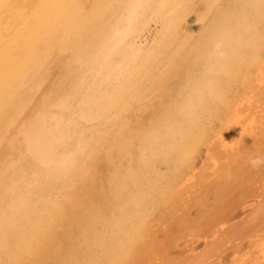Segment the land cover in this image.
<instances>
[{
    "label": "bare ground",
    "instance_id": "obj_1",
    "mask_svg": "<svg viewBox=\"0 0 264 264\" xmlns=\"http://www.w3.org/2000/svg\"><path fill=\"white\" fill-rule=\"evenodd\" d=\"M256 157L264 0H0V264H264Z\"/></svg>",
    "mask_w": 264,
    "mask_h": 264
},
{
    "label": "rangeland",
    "instance_id": "obj_2",
    "mask_svg": "<svg viewBox=\"0 0 264 264\" xmlns=\"http://www.w3.org/2000/svg\"><path fill=\"white\" fill-rule=\"evenodd\" d=\"M219 166H220V163H217L216 165H214V167H215V170L218 168L219 169ZM208 172L210 173V175H212V174H214V172L211 170V169H208ZM210 175H208V177L211 179V180H214L216 177L215 176H210ZM209 182H211V181H209ZM208 182V183H209ZM186 200H188L189 198L188 197H186L185 198ZM238 215V216H237ZM236 215V217H235V219L233 220V221H231V223H241V221H243L244 219H248L249 217H250V213H248V214H241V213H239L238 212V214ZM251 219H252V221H251V223H253V224H256L259 220L258 219H254L252 216H251ZM241 220V221H240ZM240 221V222H239ZM233 223V224H234ZM249 228V227H248ZM192 236H187V238H185V239H183L182 240V242H184L186 239H190ZM262 237H264V235L262 236ZM192 239V238H191ZM264 241V240H263ZM183 245V244H182ZM181 245V246H182ZM181 248V247H180ZM201 250H202V247L200 248V249H197L196 251H195V253H200L201 252ZM231 258H232V256L231 257H229L228 259H226V263L225 264H233V262H232V260L234 259H232L231 260ZM244 258H247V256L246 257H244Z\"/></svg>",
    "mask_w": 264,
    "mask_h": 264
},
{
    "label": "clouds",
    "instance_id": "obj_3",
    "mask_svg": "<svg viewBox=\"0 0 264 264\" xmlns=\"http://www.w3.org/2000/svg\"><path fill=\"white\" fill-rule=\"evenodd\" d=\"M253 167H258L261 163H264V157H256L250 161Z\"/></svg>",
    "mask_w": 264,
    "mask_h": 264
}]
</instances>
